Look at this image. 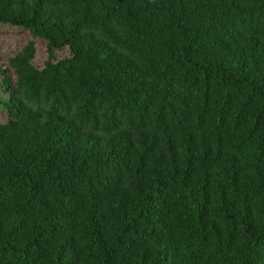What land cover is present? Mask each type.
<instances>
[{"label": "trees", "instance_id": "trees-1", "mask_svg": "<svg viewBox=\"0 0 264 264\" xmlns=\"http://www.w3.org/2000/svg\"><path fill=\"white\" fill-rule=\"evenodd\" d=\"M0 23L32 36L0 58V264H264V0H0Z\"/></svg>", "mask_w": 264, "mask_h": 264}, {"label": "rangeland", "instance_id": "rangeland-1", "mask_svg": "<svg viewBox=\"0 0 264 264\" xmlns=\"http://www.w3.org/2000/svg\"><path fill=\"white\" fill-rule=\"evenodd\" d=\"M32 39L30 33L19 26L0 23V58L1 62H5L6 58L13 55L21 49L29 40ZM36 54L33 63L37 66L43 65L46 59L45 43L43 40L35 39ZM67 54L66 50L56 53V56L61 58ZM7 98V93L1 85L0 75V123L7 120V109L4 101Z\"/></svg>", "mask_w": 264, "mask_h": 264}]
</instances>
